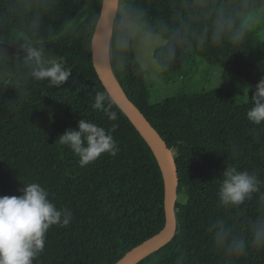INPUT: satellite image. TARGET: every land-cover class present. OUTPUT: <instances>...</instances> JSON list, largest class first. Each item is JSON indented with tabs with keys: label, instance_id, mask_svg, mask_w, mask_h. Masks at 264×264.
I'll list each match as a JSON object with an SVG mask.
<instances>
[{
	"label": "trees",
	"instance_id": "obj_1",
	"mask_svg": "<svg viewBox=\"0 0 264 264\" xmlns=\"http://www.w3.org/2000/svg\"><path fill=\"white\" fill-rule=\"evenodd\" d=\"M103 0H0V197L20 196L39 183L57 208L67 207L69 226H53L34 264H116L158 234L166 222V182L158 155L116 105L92 59V37ZM124 11L144 20L166 44L155 51L164 83L187 84L195 58L231 71L250 92L246 105L230 89L182 94L153 105L147 72L122 17L115 19L112 71L128 97L176 152L180 168L178 227L172 240L137 264H264V246L253 232L264 222V121L247 113L264 79V0H123ZM138 8V9H137ZM136 12L139 17L135 18ZM257 29V30H256ZM8 45V46H6ZM39 51L48 61L31 59ZM71 70L59 86L37 80L41 65ZM97 93L112 121L94 109ZM81 119L111 129L119 151L81 167L59 137ZM254 174L259 191L240 205H224V173ZM226 234L221 240V232ZM242 240L245 249H231Z\"/></svg>",
	"mask_w": 264,
	"mask_h": 264
},
{
	"label": "clouds",
	"instance_id": "obj_2",
	"mask_svg": "<svg viewBox=\"0 0 264 264\" xmlns=\"http://www.w3.org/2000/svg\"><path fill=\"white\" fill-rule=\"evenodd\" d=\"M29 55L39 58L41 53L29 50ZM33 76L37 80H48L51 85L59 86L71 76V70L61 64L39 66ZM104 93H97L94 109L105 112L109 120H117V114L104 107ZM253 107L248 111V118L260 123L264 121V79L255 86L252 98ZM118 127L111 129L81 119L76 129H68L59 137V142L71 149L79 157V164L85 167L95 162L104 154L115 156L119 151L113 134ZM225 180L219 191V199L226 206L240 205L251 195L259 191L260 181L254 174L237 173L228 168L224 173ZM20 196L0 197V264H34L45 250L46 236L53 226L67 227L73 213L67 208H57L49 199V192L39 183L24 184ZM226 234L221 232L220 239ZM253 242L264 246V222L254 229ZM237 253H242L245 245L242 240H234L230 246Z\"/></svg>",
	"mask_w": 264,
	"mask_h": 264
},
{
	"label": "water",
	"instance_id": "obj_3",
	"mask_svg": "<svg viewBox=\"0 0 264 264\" xmlns=\"http://www.w3.org/2000/svg\"><path fill=\"white\" fill-rule=\"evenodd\" d=\"M119 0H103L101 12L96 22L92 37V59L95 70L103 86L116 105L128 116L154 149L164 170L166 182V222L164 228L155 236L142 242L129 251L116 264H137L151 253L169 243L176 234L178 227L177 201L180 187V168L176 152L169 146L161 133L151 124L138 106L128 97L116 79L111 66L108 68L101 53L102 33L109 18H111ZM8 46V45H6ZM164 162V166H163Z\"/></svg>",
	"mask_w": 264,
	"mask_h": 264
},
{
	"label": "rangeland",
	"instance_id": "obj_4",
	"mask_svg": "<svg viewBox=\"0 0 264 264\" xmlns=\"http://www.w3.org/2000/svg\"><path fill=\"white\" fill-rule=\"evenodd\" d=\"M136 13L135 18H138L139 12ZM119 16L122 17L124 25L129 29L130 35L134 40V51L138 61L148 74L147 86L151 93V104L159 105L182 94H200L216 88L232 90L236 93L238 97L237 103L240 106L248 103L250 92L236 80L234 74L222 67L211 66L202 57L195 58V69L190 76L191 81L189 83L185 84L182 80H179L173 85H166L163 74L154 59L155 51L164 46L166 41L159 36L148 33L145 19L135 20L131 18L130 13L124 11L123 0L118 1L116 18ZM257 31H259L261 41L264 42V21L261 30ZM30 58L36 61H48L43 56H40L38 59L34 57ZM9 81L10 78L0 72V82Z\"/></svg>",
	"mask_w": 264,
	"mask_h": 264
},
{
	"label": "bare ground",
	"instance_id": "obj_5",
	"mask_svg": "<svg viewBox=\"0 0 264 264\" xmlns=\"http://www.w3.org/2000/svg\"><path fill=\"white\" fill-rule=\"evenodd\" d=\"M116 14H117V7L114 10L111 18H109V20L107 21V24L105 25V28L102 33L101 53L103 55V61L105 62L108 68L111 66L110 65V47H111L113 27H114V22L116 19ZM154 149L158 152L157 154H159L161 158V155L159 151L157 150V148L154 147ZM163 166H164V162H163Z\"/></svg>",
	"mask_w": 264,
	"mask_h": 264
}]
</instances>
